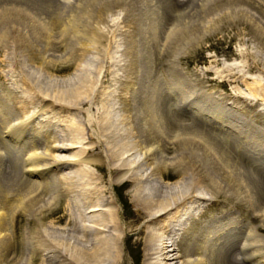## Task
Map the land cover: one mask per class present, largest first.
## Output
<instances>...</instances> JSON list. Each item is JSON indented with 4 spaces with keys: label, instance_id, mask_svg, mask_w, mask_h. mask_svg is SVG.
<instances>
[{
    "label": "bare ground",
    "instance_id": "6f19581e",
    "mask_svg": "<svg viewBox=\"0 0 264 264\" xmlns=\"http://www.w3.org/2000/svg\"><path fill=\"white\" fill-rule=\"evenodd\" d=\"M128 6L133 14L138 11L139 26L136 29L141 38L136 42L141 47L145 65L150 64L153 50L158 47L169 51L171 69L177 70V50H182L191 41H200L205 31L216 27L221 16L212 17L213 21L218 19L212 26L205 27L208 17L214 13L229 15L225 20L230 21L240 16L250 26L252 37L264 49V0H0V50L13 45L26 51L32 61L36 55L44 56L45 52L54 55L59 51L78 64L101 39L109 41L107 17ZM124 31L125 40L132 42L131 31ZM256 54L249 52L247 57L248 60L251 57V62L245 63L247 71L264 64V57ZM261 71L264 73V68ZM144 74L146 79L147 71ZM187 79L184 82H188ZM165 82L164 95L160 88L154 87L158 84L156 80L147 81V85H152L146 87V99L136 106L137 116L144 112L151 122L154 119L155 125L151 134H137L141 142L126 140L124 148L119 149L115 134H97L100 137L94 145L99 148L98 154L88 155L84 149L89 147L80 145L77 153H69L63 159L54 151L68 150L79 146L77 143L86 142L77 139V133L81 131L79 123L70 122L67 134L61 135V138H68L65 143H52L57 139L54 134L46 130L39 133L36 125H29L35 113L27 114L28 100L17 94L6 99L0 93V264H123L117 246L122 235L121 225L117 213L104 207L110 202L105 196L107 190L99 189L92 196L95 187L89 186L84 177L75 180L63 170L76 162L91 161L97 170L118 174L115 182L106 181L110 186L136 185L137 179L142 181V176L132 168L142 165L148 167V174L159 178L167 166H173L179 174L188 168L191 171L198 169V181L207 185L210 191L208 201H216L219 194L225 198L233 195L236 200H245L250 209V212L246 210L244 221L233 215L235 212H228L232 218L226 214L212 218L214 220L203 229H192L198 217L188 208L193 206L192 202H195L194 209L202 202L197 200L196 197L201 196L193 184L180 188L176 197H165L158 202L153 198L154 190L158 188L135 187L130 198L143 220L140 228L145 230V235L141 246L144 258L148 259L144 264H264V233L247 217L258 216V225H264V129L251 127L253 125L247 124V119L245 128H235L228 109L226 116L221 107L201 109L203 113H196L186 108L188 100L185 101L186 94H183L186 90L179 79L166 78ZM245 83H249L246 76ZM251 84V93L262 98L263 92L260 93L259 88L264 85L256 79ZM175 92L176 101L170 100L169 95ZM71 100L72 107L78 109L87 99L78 93ZM123 109L129 111L127 106ZM91 125L104 133V118L99 117ZM174 130H179V134H171ZM88 138L93 137L88 135ZM167 148L175 153L167 154ZM132 149L142 155L141 161L134 166L129 159ZM103 158L104 162H101ZM78 173L86 175L88 171L82 167ZM212 173L222 180L217 182ZM231 175L235 176L229 180L227 177ZM223 180H226L225 185L221 183ZM223 186L229 193L223 192ZM74 193L82 197L76 201L77 212L69 206ZM59 197H64L68 206L66 221L55 226L54 220H49L45 229L42 228L46 210ZM120 201L129 207L124 194ZM19 215L26 217L27 224L22 228L21 249L16 250L11 227L16 228L15 219ZM62 218V214L57 216L58 221ZM80 219L92 221V229L76 225ZM32 221L40 226L34 235L29 229ZM230 223L234 224L231 226ZM154 226L161 232L154 231ZM177 227L181 231L169 239L168 234ZM190 237V244L181 243L182 239ZM51 239L62 244H65L63 240L72 239L74 243L62 249L52 245ZM50 245L55 249H50ZM49 251L53 255H48ZM234 253L237 257L233 261Z\"/></svg>",
    "mask_w": 264,
    "mask_h": 264
},
{
    "label": "rangeland",
    "instance_id": "374dc122",
    "mask_svg": "<svg viewBox=\"0 0 264 264\" xmlns=\"http://www.w3.org/2000/svg\"><path fill=\"white\" fill-rule=\"evenodd\" d=\"M230 14L232 15V13ZM137 15L138 11L133 14L129 6L110 14L107 17L110 23L109 41L104 40V38L101 39V42L91 48L78 64L73 63L68 56L59 51L55 52L54 55H47V52L44 53V56L36 55L37 57L34 56L35 61H32L26 51L13 45L0 50V93L6 99L12 97V94H17L30 102L27 114L35 113L29 124L31 127L36 125L37 129L40 130L39 133L46 130L45 132L54 134L57 139L52 143L63 144L68 138L64 136L61 138V135L65 134L70 122L79 123L81 131L77 133V139L86 142L77 143L79 146L68 150L54 151L59 158H66L69 153L75 154L81 147H89L84 149L88 155L98 154L99 148H95L94 145L100 137L97 134H115V142L118 143L117 148L119 149L124 148L126 140L134 139L136 143L137 141L141 142V137L137 134H151L152 129H155V125L154 119L151 122L144 112L142 115L139 112L137 116L138 109L136 106H139L146 99V87L152 85H147V81L153 82V80H156L158 84L154 87L160 88L165 95L167 90L166 78H171V81L178 78L181 86H184L186 90V93H183L186 94L185 101L188 100L186 108L193 109L196 113H203L201 109L211 110L212 108L221 107L226 116L225 110L228 109L231 119L236 124L235 128L239 126L245 128V119H247V124L253 125L251 127L259 126L264 129V116L258 115V113L264 114V86L259 88L260 93L263 92L262 98L255 97L251 93L253 89L252 80H259L264 85V73L261 71L264 64L260 65L262 68H255L253 71H247V67H245L247 61L251 62V57L249 56V60L247 57L249 52L264 57V49L252 37L251 28L245 20L238 16L230 21L225 20L229 15L211 14L208 17L209 22L205 23V27L212 26L211 24L218 19L213 21L212 17L221 16L222 18L219 17L221 21H217L216 27L213 26L211 30L205 31L200 41L195 40L193 43L191 41L182 50H177V68L179 70H176L171 69L169 51L158 47L153 50L150 64L145 65L143 63L141 47L136 42V39L138 41L141 38L136 29L139 26H137ZM124 29L131 31L132 42L125 40ZM48 64L51 66H46ZM146 71L148 77L145 79L144 73ZM187 75L189 76L188 79L186 78ZM245 76L246 81L249 83H245ZM186 79L188 82H184ZM78 93H81L84 99L87 100L78 109H75L71 105V99ZM174 94H177V92L170 94L169 99L176 101L177 97ZM10 102L12 101L10 100ZM125 106L129 108L128 112L123 109ZM99 117L105 119L104 133H101L98 127L91 125L93 121L96 123ZM249 130L251 129L249 128ZM176 131L174 130L171 134H179L180 131L178 130V133ZM88 135L93 138L89 140ZM132 150L133 153L129 156V159L131 160V166H134L136 162L141 161L142 155L140 152ZM165 152L167 154L175 153L170 148H167ZM157 159H160V157ZM91 162H82L81 164L76 162L67 165L70 166V170L68 168H63V170L66 175H73L75 180L80 176L84 177L89 186L95 187L94 192L91 193L92 196H95L99 189L107 190L105 196L110 202L106 203L104 207L117 213L122 229V235L117 242V246L123 264H144V261H148L143 256L141 246L145 235V230L140 228L143 220L140 218L141 214L136 210L137 206L131 202L130 198L131 190L135 187H149L152 190L158 188L154 190L155 194H153L154 200L158 202L159 199L162 200L165 197L170 199L176 197L180 188L193 184L198 190L197 194L201 196L196 198L202 202L200 203L201 206L195 207V209L193 208L195 202H192L193 206L188 208L198 217L194 221L196 224L195 226L192 225V229H203L216 217H223L228 212H235L233 215L239 216V219L244 221L247 215L245 214L246 210L250 212V209H247L245 200H236L234 197L232 198L233 195L225 198L222 194H219L216 201H208L210 191L207 185H204L202 181H198V169L191 171L188 168L185 173L179 174L175 168H172L173 166H167L162 172V178H159L148 174V167L142 165L132 168L142 176V181L137 179L136 182L138 183L136 185L122 183L121 185L112 184L110 186L106 181L111 179L115 182L114 180L117 179L118 174L116 172L109 174L107 170H97ZM101 162H104V158ZM82 167L87 169L88 174L79 175L78 169ZM199 167L202 168V165ZM191 168L194 167L191 166ZM223 172H226V170ZM212 176L216 177L217 182L222 180L216 173H212ZM234 176L231 175L227 178L230 180ZM225 181L223 180L221 183L225 185ZM119 183L121 182H117V184ZM223 189V192L229 193L227 187ZM239 191H241V187ZM121 194H124L128 199L129 207L120 201ZM239 196L241 198V195ZM81 198L80 195L74 193L69 204L72 210L79 211L76 209L75 204ZM78 203L81 204V202ZM196 204H198L197 201ZM50 207L46 210L42 220V228L44 227V229L49 220H54L55 226L63 225L68 216V206L64 197H59ZM59 214L63 215L60 221L57 220ZM227 215L229 219L233 217V215ZM247 217L252 220V224L257 225L264 233V225H258V216L248 215ZM26 224V217L19 215L15 219L16 228L11 227L13 232L11 239L12 242H15L16 250L21 249L22 228ZM179 224H182L181 220ZM233 224L230 223L231 226ZM76 225H84L87 229H92V221L86 219H80ZM37 226L33 221L31 222L29 226L32 231L31 234H35L38 229ZM154 227V231L161 232L160 228ZM178 228L168 234L169 239L174 235V232L181 231ZM63 241H65V244L51 239V242L54 243L52 245L62 249L71 247L74 243L72 239ZM181 243L183 245L190 244L191 237L182 239ZM50 249H55V247L51 246ZM47 254L53 255L52 251L47 252ZM232 257L234 261L236 254L234 253ZM35 259L37 260L38 256L35 255Z\"/></svg>",
    "mask_w": 264,
    "mask_h": 264
}]
</instances>
